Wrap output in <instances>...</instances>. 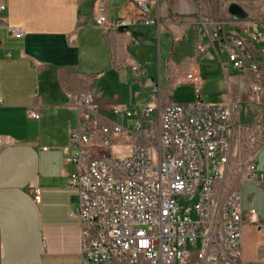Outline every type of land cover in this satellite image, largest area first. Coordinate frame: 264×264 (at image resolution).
Segmentation results:
<instances>
[{
    "label": "built area",
    "instance_id": "1",
    "mask_svg": "<svg viewBox=\"0 0 264 264\" xmlns=\"http://www.w3.org/2000/svg\"><path fill=\"white\" fill-rule=\"evenodd\" d=\"M160 1L132 0L134 14L116 25L110 24L101 3L96 24L107 32L120 26L161 29ZM199 1L201 27L215 55L219 61L226 55L227 65L250 79L256 118L241 123V101L231 86L229 101H204L196 67L184 75L197 97L192 104L165 103L160 81L149 78L140 64L131 71L150 91L146 105H115L103 115L93 93L68 94V104L79 111V126L71 134L76 153L67 162L75 165L69 186L80 199L71 216L80 221L81 264L186 263L191 247L198 246L200 264H246L243 227H260V222L255 209L243 211L242 187L264 185V170L259 169L264 152V65L259 60L264 29L248 18L234 20L228 28L226 22L209 19ZM229 6L227 2L224 9ZM5 10L0 6V13ZM10 29L14 37L24 36L19 28ZM195 50L196 61L208 52L201 37ZM28 116L40 119L36 107ZM64 152L68 155L69 147ZM94 152L111 154L113 164L93 163L91 174H81L84 157ZM29 193L40 204V188Z\"/></svg>",
    "mask_w": 264,
    "mask_h": 264
},
{
    "label": "crops",
    "instance_id": "2",
    "mask_svg": "<svg viewBox=\"0 0 264 264\" xmlns=\"http://www.w3.org/2000/svg\"><path fill=\"white\" fill-rule=\"evenodd\" d=\"M108 2L118 11L116 16L108 11L112 25L134 14L132 0H0L6 8L0 13V264H81L80 221L71 216L80 199L78 190L69 186L75 165L67 162L76 153L71 134L79 126V111L68 104L67 95L93 93L103 115L123 105L128 88L130 105L126 106H132L142 91L150 98V91L138 84L131 71L134 64L147 66L132 53L137 39L131 27L107 32L96 24V7ZM227 2L242 6L248 19L264 29V0L199 1L209 19L226 22L229 28L234 19L224 9ZM197 4L196 0H161L156 11L162 27H149L159 35L166 29L171 37L170 53L158 67L167 68L169 90L185 83L184 70L200 68L202 56L193 60L196 50L180 63L172 59L173 48L188 40L191 30L197 40L200 37ZM10 28H19L24 36L14 37ZM145 28L149 29H133ZM259 60L264 65V56ZM219 62L223 64L221 58ZM154 80L162 86L161 72ZM163 94L165 103L173 102ZM33 107L39 120L28 116ZM34 186L41 190L40 204L29 193ZM245 186L255 195L248 208L242 196L243 211L255 209L260 227L245 223L243 257L246 264H264V185L245 183L242 189ZM179 264L200 263L192 251L189 261Z\"/></svg>",
    "mask_w": 264,
    "mask_h": 264
},
{
    "label": "rangeland",
    "instance_id": "3",
    "mask_svg": "<svg viewBox=\"0 0 264 264\" xmlns=\"http://www.w3.org/2000/svg\"><path fill=\"white\" fill-rule=\"evenodd\" d=\"M105 6L107 7L108 11L112 10L113 13H115V16L117 15L118 11L113 9L114 6L111 3L108 2L105 4ZM202 10L205 15H208V12L205 10V8H202ZM133 28L134 27H131L130 31L136 37L137 41L133 44L132 53L144 63V66L147 65L144 69L148 73L149 77L158 80L159 72H161L162 88L166 95L165 97L177 104L186 105L194 103L197 100V97L191 84L179 83L169 90L166 80L167 68H158L159 60H163V63H165V60L168 57L172 47L171 37L166 29L159 35L157 29L145 28L136 30ZM200 37L201 42L208 47V52L202 55L201 62L199 63V72L204 82L201 92L203 100L206 102L229 101V87L232 86L234 87L233 89L235 91L233 96L239 98L241 101V123L247 124L252 122L256 118L258 108L254 102V96L252 94L249 77L239 73L233 68H230L227 65L226 55H222L221 59L223 60V64L227 65V68H222V64L219 62V59L211 48L209 39L207 38L203 27L200 29ZM150 39L154 40L153 46L150 44ZM151 51H154L153 57ZM144 60L151 62V64L148 63L151 68L148 66V64H145ZM203 60H207V62L202 63ZM186 71L187 70H184V74ZM107 88L110 90V87ZM125 93V99L122 100L123 106H126L124 105L126 103H128L127 105H130L129 88ZM149 102V95L146 91H142L141 95L136 96V99L133 101V106L146 105ZM118 152L124 153L125 150L124 148H118ZM263 165L264 154L262 155L260 166L263 167ZM242 190L244 206L245 208H248V202L251 196L253 194L255 195V192L251 187L248 186H245ZM181 204L183 205L184 203L182 202ZM198 247H191V250L196 251Z\"/></svg>",
    "mask_w": 264,
    "mask_h": 264
},
{
    "label": "trees",
    "instance_id": "4",
    "mask_svg": "<svg viewBox=\"0 0 264 264\" xmlns=\"http://www.w3.org/2000/svg\"><path fill=\"white\" fill-rule=\"evenodd\" d=\"M149 28V27H147ZM197 43V35L194 30H191L188 40L182 42L179 46L173 48L172 59L176 63H180L185 57L193 56Z\"/></svg>",
    "mask_w": 264,
    "mask_h": 264
},
{
    "label": "bare ground",
    "instance_id": "5",
    "mask_svg": "<svg viewBox=\"0 0 264 264\" xmlns=\"http://www.w3.org/2000/svg\"><path fill=\"white\" fill-rule=\"evenodd\" d=\"M93 163L112 165L113 156L108 153L94 152L87 154L83 159V165H81V174H91V166Z\"/></svg>",
    "mask_w": 264,
    "mask_h": 264
},
{
    "label": "water",
    "instance_id": "6",
    "mask_svg": "<svg viewBox=\"0 0 264 264\" xmlns=\"http://www.w3.org/2000/svg\"><path fill=\"white\" fill-rule=\"evenodd\" d=\"M228 13L230 14V16L234 19V20H245L248 18V14L247 12L243 9L242 6L238 5V4H230V6L228 7ZM128 30V27L126 26H122L120 28V31H125Z\"/></svg>",
    "mask_w": 264,
    "mask_h": 264
}]
</instances>
